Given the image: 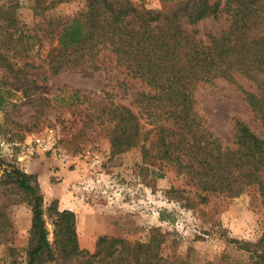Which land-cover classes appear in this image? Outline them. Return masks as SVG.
Returning a JSON list of instances; mask_svg holds the SVG:
<instances>
[{
    "label": "rangeland",
    "instance_id": "1",
    "mask_svg": "<svg viewBox=\"0 0 264 264\" xmlns=\"http://www.w3.org/2000/svg\"><path fill=\"white\" fill-rule=\"evenodd\" d=\"M184 1L132 0L143 14H166ZM88 4L0 0V90L7 97L0 108V209L6 218L0 229V264H27L33 224L30 201L7 177L13 167L37 176L46 207L56 202L76 212L80 244L91 252L102 236L149 243L160 229L167 233L160 250L171 259L264 264V241L259 245L264 197L256 186L239 196L208 193L173 163L145 157L141 146L113 152L107 106L115 101L139 111L136 93L146 85L131 76L124 85L127 72L110 63L106 71L53 68L50 53L63 25ZM182 22L206 43L230 24L226 12L195 24L187 18ZM237 80L220 78L195 90V108L205 125L231 145L239 118L264 136V125L244 93L258 91L257 83L243 75Z\"/></svg>",
    "mask_w": 264,
    "mask_h": 264
},
{
    "label": "trees",
    "instance_id": "2",
    "mask_svg": "<svg viewBox=\"0 0 264 264\" xmlns=\"http://www.w3.org/2000/svg\"><path fill=\"white\" fill-rule=\"evenodd\" d=\"M222 12L229 27L211 35L209 43L182 22L187 18L195 24ZM58 39L50 53L56 72L72 67L106 71L110 63L127 72L124 85L128 76L146 85L136 93L139 111L115 101L107 106L113 152L141 146L145 157L173 163L204 192L239 196L256 186L264 197V136L239 118L233 144H225L195 108L201 83L238 82L243 75L257 83L258 91L244 93L264 125V0H185L166 14H143L132 0H89L86 10L63 25ZM6 100L0 90V108ZM7 177L33 208L27 264H188L162 254L167 233L160 229L149 243L102 236L91 252L80 244L76 212L56 202L46 207L35 174L13 167ZM4 217L0 209V229ZM263 241L264 236L259 245Z\"/></svg>",
    "mask_w": 264,
    "mask_h": 264
}]
</instances>
